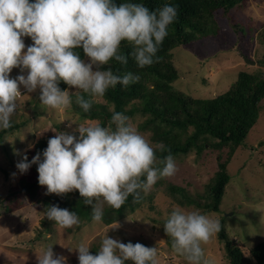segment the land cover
I'll return each mask as SVG.
<instances>
[{"label":"rangeland","instance_id":"1","mask_svg":"<svg viewBox=\"0 0 264 264\" xmlns=\"http://www.w3.org/2000/svg\"><path fill=\"white\" fill-rule=\"evenodd\" d=\"M215 18L217 34L171 50V61L179 74L174 88L194 98H213L227 91L241 71L264 77V0H241L227 14L216 12ZM23 39L26 51L33 42L30 37ZM245 56L254 63H247ZM83 60L90 62L87 56ZM93 70L106 71L97 65H93ZM21 74L26 76L27 70L21 72L14 68L10 75L16 78ZM66 90L71 101L72 96L82 91L72 86ZM20 92L16 110L10 116V125L14 127L2 136L3 128L0 127V195L3 199L0 207V264H39V258L49 247L53 258H62V264H79V245L85 244L90 253L96 255L104 238L154 247L158 264H197L189 261L186 254L177 252L172 247L173 238L165 232V222L175 209L197 211L219 221V232L207 244L201 242L204 255L198 264H231L227 246L232 244L242 250L243 264H256L250 250L264 239V99L260 104L259 118L244 144L239 145L229 159L230 180L219 211L205 212L198 205L187 203L181 194H172L168 189L169 184L181 186L190 198L205 202L211 180L218 170V161H225L229 151L228 146L215 148L213 143L216 141L211 139L200 153L192 149L186 154L173 156L177 172L171 177L158 179L147 192L141 188L146 201L135 212L111 224L79 218L78 225L61 228L47 218L48 209L44 203L50 195L45 194L47 186L37 183L29 190H23L20 180L34 181L37 173L32 165L27 172L21 173L17 163L23 161L25 155L30 162L37 152L43 159L42 153L50 138L63 133L79 140L81 126L99 124L100 120L81 118L72 103L63 110L43 105L39 86L29 92L21 84ZM94 99L103 104L107 102L103 97ZM109 109L113 110L110 104ZM147 117L137 113L129 117L128 123L136 127L155 150L161 144L152 140L150 130L139 127ZM104 123L110 131L116 130L112 121L106 119ZM105 206L109 205L103 197L96 199L95 208ZM167 240H172V244L169 245Z\"/></svg>","mask_w":264,"mask_h":264},{"label":"clouds","instance_id":"2","mask_svg":"<svg viewBox=\"0 0 264 264\" xmlns=\"http://www.w3.org/2000/svg\"><path fill=\"white\" fill-rule=\"evenodd\" d=\"M177 16V6L171 4L152 11L143 3L116 4L113 0H0V127L11 126L10 116L21 96V84L29 92L39 86L42 104L63 110L71 100L67 90L59 87L60 81L93 97H103L118 83L125 87L138 83L139 75L94 71L93 65H107L112 59L127 63L118 51L122 41L136 46L133 55L140 68L158 63L159 47ZM24 37L33 42L26 51ZM80 47L89 63L73 51ZM14 68L27 70V75L11 78ZM77 102L85 112L92 103L80 96ZM128 120L123 113L114 112L115 131L89 124L79 128V140L63 133L54 136L48 140L43 159L39 152L30 162L25 155L17 168L25 173L32 164H38V182L47 186L46 195L78 190L85 204L103 197L109 206L120 209L130 194L136 193L139 198L137 189L147 192L158 179L177 172L169 154L158 175L152 167L156 161L153 147ZM145 174L146 183L140 180ZM46 215L61 228L80 223L75 213L58 206L50 207ZM102 216L101 209L94 207L93 221L100 222ZM164 227L173 238L172 247L197 264L204 255L201 242L207 244L220 230L219 221L180 209L171 212ZM78 258L79 264H125L129 260L134 264H158L156 248L113 238H104L96 255L80 244ZM39 264H62V258H53L49 247Z\"/></svg>","mask_w":264,"mask_h":264},{"label":"trees","instance_id":"3","mask_svg":"<svg viewBox=\"0 0 264 264\" xmlns=\"http://www.w3.org/2000/svg\"><path fill=\"white\" fill-rule=\"evenodd\" d=\"M113 2L116 4L143 3L152 11L171 4L177 6L178 16L174 23L169 25V34L159 47L157 56L160 57V61L158 63L140 68L133 55L136 46L122 41L118 51L120 55L126 57L127 63L112 59L107 65H101L102 69L110 70L115 75L123 76L129 72L139 75L141 79L138 83L129 84L127 87L118 83L115 87H110L103 96L107 101L104 104L97 102L93 96L82 90L76 96H72V108L81 118L100 120L99 125L102 127H105L106 119L112 121L114 112H121L128 117L137 113L147 115L148 117L139 127L150 130L152 140L161 144L154 150L158 161H155L152 166L158 173L159 169L165 166L166 157L169 154L173 157L186 154L192 149L200 153L211 139L216 141L213 145L217 149L228 146L227 159L218 161V170L211 180L204 203L186 195L183 187L175 184L168 185L172 194H181L180 196L187 203L196 204L205 212L219 211L225 187L230 180V174L227 171L229 159L236 148L244 144L247 134L259 118L260 104L264 99V77L260 74L241 71L237 80L227 91L213 98H194L174 88V81L179 78V74L171 61V50L217 34L216 12L222 11L227 14L241 0H113ZM73 51L82 60L86 56L82 47ZM68 86L63 81L59 82L62 91ZM78 96L83 97L85 101H92L87 112L77 102ZM109 104L113 106V110L109 109ZM12 127L14 126L3 129L1 136ZM32 167L37 177L34 181L21 179L23 190H29L39 183L38 164H32ZM140 180L146 183V174ZM140 189H137L139 198L136 193L130 194L120 209H114L111 206L102 208L101 221L111 224L135 212L146 201ZM96 199L93 198L90 205L85 204V198L80 196L78 190H74L62 195L50 194L44 203L47 209L58 206L75 213L82 221H91ZM2 201L0 195V207ZM171 241L167 240L169 245L172 244ZM227 252L231 264H243L245 258L240 247L229 245ZM250 255L256 264H264V239L251 248ZM125 264H134V262L129 260L125 261Z\"/></svg>","mask_w":264,"mask_h":264},{"label":"water","instance_id":"4","mask_svg":"<svg viewBox=\"0 0 264 264\" xmlns=\"http://www.w3.org/2000/svg\"><path fill=\"white\" fill-rule=\"evenodd\" d=\"M245 58V61L247 62V63H250V64H253L254 63V61L253 60H251L250 58H248V57H244Z\"/></svg>","mask_w":264,"mask_h":264}]
</instances>
